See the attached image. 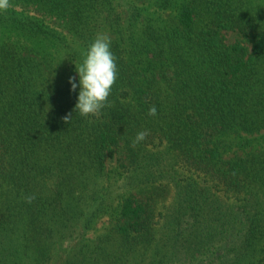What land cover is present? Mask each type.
Here are the masks:
<instances>
[{
  "label": "trees",
  "instance_id": "obj_1",
  "mask_svg": "<svg viewBox=\"0 0 264 264\" xmlns=\"http://www.w3.org/2000/svg\"><path fill=\"white\" fill-rule=\"evenodd\" d=\"M101 33L117 79L82 116ZM0 264H264V0H10Z\"/></svg>",
  "mask_w": 264,
  "mask_h": 264
},
{
  "label": "clouds",
  "instance_id": "obj_2",
  "mask_svg": "<svg viewBox=\"0 0 264 264\" xmlns=\"http://www.w3.org/2000/svg\"><path fill=\"white\" fill-rule=\"evenodd\" d=\"M9 7L10 0H0V11H7ZM110 44L109 35L97 34L85 53L83 62L78 67L76 66L80 91L75 111H79L82 116H99L101 110L108 104V97L117 79L116 57L111 51ZM69 83L71 90L75 92L78 87L76 77H71ZM148 114L155 116L156 107H150ZM63 120L69 123L72 120V114L69 113L63 117ZM148 135L149 132L146 130L138 132L133 140V146L145 140ZM34 199V195L26 197L28 203Z\"/></svg>",
  "mask_w": 264,
  "mask_h": 264
},
{
  "label": "rangeland",
  "instance_id": "obj_3",
  "mask_svg": "<svg viewBox=\"0 0 264 264\" xmlns=\"http://www.w3.org/2000/svg\"><path fill=\"white\" fill-rule=\"evenodd\" d=\"M228 40L232 41L233 40V36H230V37L228 36ZM102 231H103V229H99V230H97L96 233L98 234V233H101Z\"/></svg>",
  "mask_w": 264,
  "mask_h": 264
}]
</instances>
